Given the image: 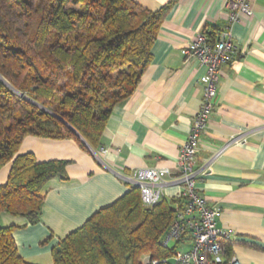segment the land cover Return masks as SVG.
<instances>
[{
  "label": "crops",
  "instance_id": "0c3cea01",
  "mask_svg": "<svg viewBox=\"0 0 264 264\" xmlns=\"http://www.w3.org/2000/svg\"><path fill=\"white\" fill-rule=\"evenodd\" d=\"M131 1L156 12L172 0ZM227 1L172 3L151 48V63L133 95L113 109L96 151L82 142L84 150L74 140H22L19 155L30 153L38 163H68L66 180L59 176L46 182L36 224L0 214V228L17 227L13 239L23 261L53 264L51 248L124 196L132 187L124 179L138 169H166L162 200L179 198L178 152L201 104L204 73L183 52L204 29L224 28ZM246 1L252 15L233 25L237 53L220 69L215 106L197 151L195 169L201 176L195 189L218 209L216 225L230 234L225 242L230 257L240 264H264V0ZM10 167L7 163L0 169V185Z\"/></svg>",
  "mask_w": 264,
  "mask_h": 264
},
{
  "label": "trees",
  "instance_id": "16d2710c",
  "mask_svg": "<svg viewBox=\"0 0 264 264\" xmlns=\"http://www.w3.org/2000/svg\"><path fill=\"white\" fill-rule=\"evenodd\" d=\"M174 2L151 12L131 0H0V169L11 163L0 185V214L36 224L46 182L66 180L67 162L18 154L25 137L74 140L85 150L81 137L99 148L113 109L133 95L151 63ZM219 32L202 34L214 43ZM182 201L146 208L130 187L54 245L53 264H164L181 247L180 240L163 243ZM16 228H0V264H28L17 252Z\"/></svg>",
  "mask_w": 264,
  "mask_h": 264
},
{
  "label": "built area",
  "instance_id": "2783aa9c",
  "mask_svg": "<svg viewBox=\"0 0 264 264\" xmlns=\"http://www.w3.org/2000/svg\"><path fill=\"white\" fill-rule=\"evenodd\" d=\"M227 2V21L215 42L211 43L204 34L199 33L183 52L185 60L194 59L204 69L199 79L203 97L197 113L194 114L186 143L178 152L177 179L181 185L179 198L183 200V208L175 214L176 218L169 226L163 243L168 246L170 242L180 240L181 247L174 251L171 257L164 259L162 261L164 264H240L235 257L224 260L222 243L229 240L230 234L217 227L218 209L209 207L195 189L201 176L199 170L195 169L197 151L200 138L207 129L209 116L215 106L220 69L231 63L237 53L233 41V25L242 17L252 15L248 1ZM233 141L235 142V139L218 150L214 157L220 156ZM100 151L105 153L103 148H100ZM167 175L166 169L143 168L134 171L124 180L139 190L141 204L150 208L162 200L161 187ZM148 263L149 260L146 259L143 264ZM151 264L157 262L152 261Z\"/></svg>",
  "mask_w": 264,
  "mask_h": 264
},
{
  "label": "water",
  "instance_id": "95a60500",
  "mask_svg": "<svg viewBox=\"0 0 264 264\" xmlns=\"http://www.w3.org/2000/svg\"><path fill=\"white\" fill-rule=\"evenodd\" d=\"M80 139L83 142V144L89 148V146L87 145V143L81 137H80Z\"/></svg>",
  "mask_w": 264,
  "mask_h": 264
},
{
  "label": "rangeland",
  "instance_id": "374dc122",
  "mask_svg": "<svg viewBox=\"0 0 264 264\" xmlns=\"http://www.w3.org/2000/svg\"><path fill=\"white\" fill-rule=\"evenodd\" d=\"M169 245L172 246L173 245V242H170Z\"/></svg>",
  "mask_w": 264,
  "mask_h": 264
}]
</instances>
